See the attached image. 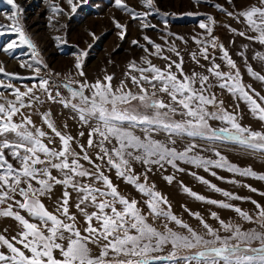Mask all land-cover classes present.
I'll use <instances>...</instances> for the list:
<instances>
[{
    "label": "snow or ice",
    "instance_id": "1",
    "mask_svg": "<svg viewBox=\"0 0 264 264\" xmlns=\"http://www.w3.org/2000/svg\"><path fill=\"white\" fill-rule=\"evenodd\" d=\"M3 2L11 7V14L6 16L7 25L0 24V36L13 33L19 43L12 40L2 51L11 54L15 48L27 45L32 50L33 62H22L20 67L29 69L33 76L24 78L7 72L0 62V74L10 78L7 83L0 80V88L11 89L12 97L0 91V219L15 222L14 226L0 230V264H264V205L190 173L228 201L250 200L255 206V211L249 212L230 202L206 198L181 181L183 192L196 200L230 209L240 220L252 225L244 228L212 211L211 218L219 224L213 227L199 212L185 207L199 221L201 232L178 217L167 196L157 190L155 182H149L150 173L166 170L167 166L184 172L181 163L206 172L220 168L264 180V175H258L251 167L242 169L230 163L214 146L217 141H227L264 158V94L244 82L237 62L214 35L217 20L208 15L207 22L198 25L203 33L192 37L198 47L189 56L203 71L185 72L181 50L167 37L175 36V40L185 45L188 41L168 31L167 36L161 37L169 45L167 48L148 35L143 36L146 44L132 40L145 55L139 62L135 59L128 62L125 79L118 85L113 84L114 74L107 73L102 79L89 82L84 70L87 50L76 55L74 72L63 74L57 84L51 78H60L61 73L49 70L48 78L40 75V66L47 69L48 65L22 26L23 8L16 0ZM64 2L68 11L59 3H50L53 15L49 17V26H55L60 16L71 17L89 4V0ZM193 2L199 4L200 0ZM142 3L144 10L137 11L127 0H114L115 7L138 20L141 29H156L157 25L148 20L153 12L159 13L155 0ZM227 3L232 11L220 3L214 6L244 27L243 30L230 24L225 27L234 35L264 46V0L243 8H236L233 0ZM112 22L123 40L127 26L114 17ZM164 26L167 29V20ZM89 35L98 39L94 33ZM243 47L246 49L248 45ZM238 54L244 56L243 52ZM153 57L166 63L158 66ZM252 59L260 63L261 70L248 64L245 56L247 73L264 85V53L256 52ZM11 79L35 82L23 85L21 91ZM60 88L66 89L68 95H63ZM38 93L68 109L73 119L88 127L86 143L62 131L51 109L39 111V105L45 101ZM225 93L235 101L232 110L221 98ZM134 102H138V107ZM241 103L261 123L262 130L241 123ZM129 105L133 106L126 107ZM27 109L40 116L41 124L33 120ZM210 121H219L222 126L213 127ZM67 127L66 123L62 126ZM84 135V131L78 133L79 137ZM197 140L213 146L205 147ZM202 151L213 152L216 159L200 155ZM136 164L143 170L137 172ZM113 170L143 199L123 194L109 175ZM211 175L217 173L211 171ZM163 179L172 184L176 177L171 174ZM165 248L167 255H159Z\"/></svg>",
    "mask_w": 264,
    "mask_h": 264
},
{
    "label": "rangeland",
    "instance_id": "2",
    "mask_svg": "<svg viewBox=\"0 0 264 264\" xmlns=\"http://www.w3.org/2000/svg\"><path fill=\"white\" fill-rule=\"evenodd\" d=\"M52 2L59 3L66 11L69 10L64 0H16V3L23 8V13L21 14L22 26L31 40L36 44L40 52V58L48 65L47 69H44L42 65L40 66V75L48 78L49 70L61 73L62 76L60 78L55 76L51 78L57 84L63 79V74L74 72L73 66L76 55L81 50H87L89 54L84 60V70L89 82H94L97 78L102 79L107 73L114 74L113 84L118 85L122 79H125L124 72L126 71L128 62L133 59L139 62L140 57L145 55L140 47L131 43L132 40H138L140 44H146L143 36L148 35L156 43H160L167 48L169 45L165 44V41L161 37L167 36L168 31L183 36L188 41L185 45L181 41L175 40V36L167 37L170 42L174 41L176 46L181 50L185 60V72L190 73L192 70L203 71V69L191 61L189 52L196 51L198 47L192 40V37L204 31L199 28V23L201 21L207 22V16L211 15L217 20L214 35L225 45L229 54L237 62L244 82L251 84L257 91L264 94V85L248 75L244 63V57L246 56L248 58V64H251L255 70H261L260 63L252 59V57L256 52L264 53V46L234 35L225 27L227 24L241 30L244 27L242 24H237L234 20L227 17L224 12L215 8L214 5L220 3L224 8L232 11L233 8L227 3V0H200L199 4L194 3L193 0H155L159 13L153 12L148 17V20L157 25L156 29H141L140 22L131 19L127 13L117 9L114 0H89V4L78 9L76 14L71 17L67 15L60 16L59 22L55 26H49V17L53 15L50 8V3ZM255 2L256 0H233L236 8H243L247 4ZM127 3L137 11L144 10L142 0H127ZM164 13H167V15H164ZM188 13H193V15H187ZM196 13L199 14L197 15ZM10 14L11 7L4 3L3 0H0V24L7 25L9 21L6 19V16ZM113 17L127 26V33L123 40L117 34L119 29L113 24ZM165 20L168 22L167 29L164 26ZM90 32L94 33L98 39H93L89 35ZM57 36L61 38L59 41L55 39ZM12 40H17L16 35L13 33H6L0 36V62L3 63L7 72L16 73L24 78L32 77L33 73L29 69L20 67L22 62H33L32 50L27 45H21L15 48L11 51V54L2 51L7 43ZM17 43H19L18 40ZM246 44L248 48L245 49L243 46ZM89 45H91V48L88 47ZM241 52L244 53V56L238 54ZM166 54L172 56V59H177L172 53L166 52ZM216 55L218 57L221 55L218 49ZM109 60L112 62L109 63ZM152 60L153 63L161 67L166 63L155 57ZM201 62L207 63L205 61ZM217 62L223 64L219 59H217ZM0 80L7 83L10 78L0 74ZM11 82L23 91V85L27 84L31 86L35 81L33 79H11ZM133 90L135 91L136 89L134 88ZM0 91H3L6 96L12 98L9 95L11 89L0 88ZM60 91L63 95H68L66 89L60 88ZM38 95L45 101L39 105V111L43 112L51 109L53 118L62 131L78 137L81 143L87 142L89 132L87 126H81L77 119H73V114L68 109L63 108L60 104H53L47 101L42 93H38ZM221 98L224 99L225 106L232 110V106L235 103L232 97L225 93ZM165 99L167 98L165 97ZM132 106L129 105L126 107ZM134 106L138 107V102H134ZM25 111L32 112L33 120L38 125L41 124L40 116L36 112H33L31 109ZM240 111L243 115L242 124L250 125L255 130H262L261 123L248 113L243 103L240 105ZM176 118L179 119L180 117ZM16 119H19V117ZM65 123L68 125L66 129L62 128ZM210 123L213 127L222 126L219 121H210ZM44 127L47 130L46 126ZM80 131H84L85 135L83 137L78 136ZM159 138L163 139V136ZM196 142L205 147L213 146L202 140H197ZM214 146L222 155L227 157L230 163L242 169L251 167L258 175H264V158L252 155L227 141H217ZM178 147H181V145H178ZM200 155L206 158L216 159L214 153L211 151H202ZM180 167L184 168L185 171L177 172L175 169L167 166L166 170H154L149 174V182H155L157 190L167 196L172 205V211L178 217L201 232H203V229L199 221L190 216L185 211V207L192 212H199L213 227H219V224L211 218L210 212L212 211L217 212L226 221L231 220L234 223H240L244 228L252 227V225L240 220L234 211L196 200L189 194L183 192L180 182L182 181L193 192L203 195L206 198L230 202L246 211L253 212L255 211V206L250 200L228 201L221 193L215 192L208 185L201 183L190 173H196L197 176L207 179L211 184L237 196L250 197L251 200H255L261 205H264V195H261V193H264V180L250 176H240L220 168H211L210 171L206 172L203 168H198L190 164L181 163ZM135 168L137 172L143 170L139 164H136ZM211 171H215L217 176H212ZM171 174H175L176 179L172 184H168L163 179V176ZM109 175L123 194L138 200L143 199L141 194L132 185L126 184L122 178H118L114 170ZM219 177H223V179ZM230 181H236V183H231ZM245 185H250L252 188L257 189V191L253 192ZM57 194H59V190H57ZM49 207L51 206L49 205ZM9 224L14 226V223L7 222V225ZM167 253L168 248H165L159 255H167Z\"/></svg>",
    "mask_w": 264,
    "mask_h": 264
},
{
    "label": "crops",
    "instance_id": "3",
    "mask_svg": "<svg viewBox=\"0 0 264 264\" xmlns=\"http://www.w3.org/2000/svg\"><path fill=\"white\" fill-rule=\"evenodd\" d=\"M58 195V194H57ZM7 222L9 223H15L14 221H12L10 218L9 219H0V230H2L4 227L9 226L7 225Z\"/></svg>",
    "mask_w": 264,
    "mask_h": 264
}]
</instances>
